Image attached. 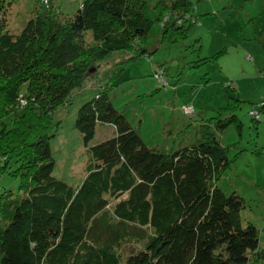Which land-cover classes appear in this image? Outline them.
<instances>
[{
	"label": "trees",
	"instance_id": "1",
	"mask_svg": "<svg viewBox=\"0 0 264 264\" xmlns=\"http://www.w3.org/2000/svg\"><path fill=\"white\" fill-rule=\"evenodd\" d=\"M153 9L150 22L139 0H86L60 19L51 0H35L19 33L0 23V176L18 181L17 194L0 195V264H264L257 229L241 225L243 199L217 187L234 160L216 135L242 131L236 114L243 102L234 96L201 125L195 143L165 153L143 143L111 104L115 86L105 85L74 121L88 153L83 181L74 189L53 176L49 141L59 123L52 114L69 105L99 63L113 53L133 54L132 62L146 56L139 44L150 24L163 36L174 32L175 42L200 24L191 0H160ZM226 53L198 57L192 68ZM248 114L259 122L264 102ZM97 125L114 130L90 147Z\"/></svg>",
	"mask_w": 264,
	"mask_h": 264
},
{
	"label": "rangeland",
	"instance_id": "2",
	"mask_svg": "<svg viewBox=\"0 0 264 264\" xmlns=\"http://www.w3.org/2000/svg\"><path fill=\"white\" fill-rule=\"evenodd\" d=\"M85 1L51 0L60 19L72 18ZM158 1L139 0L147 21L155 22L153 7ZM34 2L0 0L3 31L19 33L24 22L31 17ZM191 2L199 16L198 21H204L203 26L193 25L185 40L175 42L174 32L169 31L163 36L159 24H150L148 35L139 44V48L146 50V56L134 62L128 61L133 57L129 53L106 56L94 75L73 92L69 105L52 114L53 122L59 123L55 136L49 141L55 164L53 176L74 189L83 181L88 153L81 136L74 129V121L78 109L92 100L105 85L107 88L115 86L110 93L111 104L143 143L150 149L167 153L177 150L178 145L196 142L194 137L199 134L201 125L214 117L216 109L225 105V102L222 106L219 104L221 92L236 97V91L224 85L231 82L237 89L240 87L239 97L243 103L236 116L242 124V131L239 137L229 127L216 135L219 144L228 149V158L234 160L219 179L217 187L227 196L235 194L243 199L245 207L240 212L241 225H253L259 233L260 246L264 248V115L259 122L253 121L248 114L253 104L246 102L258 97L264 87V79H260L264 76L255 74L252 63L257 60L262 64L264 59V40L260 38L264 31V0ZM209 7L212 9L207 13ZM250 31H255L256 37L243 41L242 35ZM215 38L228 42L220 50L226 49V56L214 65L192 68L198 57H205V50ZM233 38H236L238 49L232 44ZM85 39L90 41L88 35ZM197 39H200L199 43ZM244 44L253 45L256 49L244 51L247 49L240 47ZM199 45L205 48L200 56L196 52ZM218 68L230 75L224 84L217 73ZM208 69L211 77L218 80L209 85L206 84ZM159 71L164 72L163 76ZM155 72L158 75L156 79ZM188 106L192 107V114ZM194 112L201 115L195 116ZM113 130L110 126L97 125L89 146L110 138ZM17 190V180L7 175L0 176V195L8 191L17 194ZM141 246L142 243L127 244L121 254L127 256Z\"/></svg>",
	"mask_w": 264,
	"mask_h": 264
},
{
	"label": "crops",
	"instance_id": "3",
	"mask_svg": "<svg viewBox=\"0 0 264 264\" xmlns=\"http://www.w3.org/2000/svg\"><path fill=\"white\" fill-rule=\"evenodd\" d=\"M212 7V6H211ZM210 9H212V8H207V13L208 12H210ZM203 24H204V21H202V23H200V25L201 26H203ZM243 31H244V29H243ZM261 35V39L262 40H264V31H263V33L262 34H260ZM256 37V33H255V31H253V32H247V33H245V34H243L242 35V40L243 41H250V40H252L253 38H255ZM226 44H228V42H224V41H221V40H218L217 38H215L214 40H212L211 41V45H210V47L209 48H207L206 50H205V48L203 47L202 48V52H204V50H205V56H207V57H211V56H213L214 54H216L217 52H219L220 50H221V48H224L225 46H226ZM232 44H235L236 45V47H234V48H236V49H238V47H237V44H236V38L234 39L233 38V43ZM234 45V46H235ZM241 48H242V50H244V49H247V50H244V51H248V50H255L256 49V47H254L253 45H249V44H244V45H242V46H240ZM226 56V55H225ZM263 61V62H262ZM261 62H262V64L259 62V61H257V60H253L252 61V63H253V68H254V70H255V74L256 75H258V74H260V77L261 76H263V69H264V59L262 60ZM218 63V62H217ZM261 68H263V69H261ZM219 70H218V75H219V78H220V80H223V84L226 82V81H228L229 80V76L230 75H228L227 73H224V72H222L221 70H220V68H218ZM262 72H261V71ZM208 71V79H207V81H206V84L207 85H209L213 80H215V81H218L217 79H213L212 77H211V74H210V72H209V69L207 70ZM212 74H213V71H212ZM259 77V78H260ZM236 78V77H235ZM260 79H264V78H260ZM236 81L238 82V84L240 83V81L239 80H237L236 79ZM225 85V84H224ZM224 85H223V87H224ZM259 89L260 88H257V90L259 91ZM263 91H261L260 93H258V97H256V98H253V99H251L250 101H246V102H249V103H251V105L252 106H255L256 104H259V103H261V102H264V87H263V89H262ZM234 91H236V97L241 101V102H243L242 101V99H241V97H239V96H241V92H240V87H238V89H237V87H235V90ZM249 91V90H248ZM242 92H245V90H243L242 89ZM221 98H219V101H220V106H222L221 104H222V102H225L226 101V99H227V97L229 96H227V94H225L223 91L221 92ZM223 98V99H222ZM244 100V99H243ZM246 100H248V99H246ZM220 108V107H219ZM195 113V112H194ZM201 115V113H195V116H200ZM198 137V134H196L195 135V137H194V140L196 139ZM193 140V141H194ZM184 146V147H186V146H189V145H178V149L179 148H182V147ZM176 148V149H177Z\"/></svg>",
	"mask_w": 264,
	"mask_h": 264
},
{
	"label": "built area",
	"instance_id": "4",
	"mask_svg": "<svg viewBox=\"0 0 264 264\" xmlns=\"http://www.w3.org/2000/svg\"><path fill=\"white\" fill-rule=\"evenodd\" d=\"M166 20H167V17L164 18V21H166ZM157 76H158V75H156L155 78H158ZM191 108H192V107L188 106V110H191V113H190V114H192V111H193ZM251 115H252L253 117H255V119H258V114L256 113V111H253V112L251 113Z\"/></svg>",
	"mask_w": 264,
	"mask_h": 264
}]
</instances>
